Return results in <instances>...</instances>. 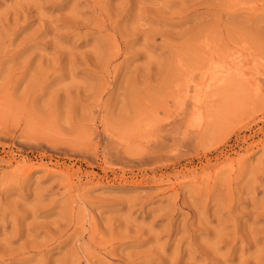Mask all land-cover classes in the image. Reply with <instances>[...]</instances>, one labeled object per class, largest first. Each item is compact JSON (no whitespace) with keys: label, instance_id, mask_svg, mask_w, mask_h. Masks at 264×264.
I'll list each match as a JSON object with an SVG mask.
<instances>
[{"label":"rangeland","instance_id":"obj_1","mask_svg":"<svg viewBox=\"0 0 264 264\" xmlns=\"http://www.w3.org/2000/svg\"><path fill=\"white\" fill-rule=\"evenodd\" d=\"M0 264H264V0H0Z\"/></svg>","mask_w":264,"mask_h":264},{"label":"bare ground","instance_id":"obj_2","mask_svg":"<svg viewBox=\"0 0 264 264\" xmlns=\"http://www.w3.org/2000/svg\"><path fill=\"white\" fill-rule=\"evenodd\" d=\"M212 80V79H211ZM215 81V80H214ZM189 86V85H188ZM185 93V92H184Z\"/></svg>","mask_w":264,"mask_h":264}]
</instances>
